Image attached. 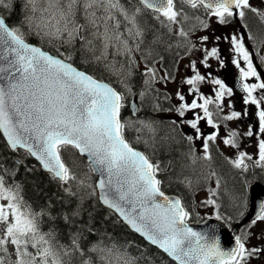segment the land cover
Instances as JSON below:
<instances>
[{
	"label": "snow or ice",
	"instance_id": "1",
	"mask_svg": "<svg viewBox=\"0 0 264 264\" xmlns=\"http://www.w3.org/2000/svg\"><path fill=\"white\" fill-rule=\"evenodd\" d=\"M12 4L13 0H0V9L10 10ZM185 6L194 12L203 10L206 16L216 17L221 25L230 24L236 18L244 21L249 12L264 21V11L253 7L250 0H136L131 7H126L121 0H23L21 15L14 24L8 23L10 16L0 12V133L5 146L10 152L23 150L27 156L34 157L51 180L56 181L68 196H77L79 201L70 212L61 214L69 228L71 243L60 244L56 241L55 229L43 232L40 228L41 217L56 218L47 210L34 212L20 195V185H6L4 175H0V201H7L0 203V225L6 226L4 236L0 238V264H37V261L39 264H71L70 259L65 261L64 257L76 253L84 256L81 241L88 234H96L97 229L93 227L91 211L86 223L79 222V218L87 211L83 207L84 200L93 196L109 209V215L117 217L114 224L127 225L146 241V245L134 240H125L122 244L97 242L88 248V252L95 254V259L89 256L82 264H163L164 255L175 264H248L249 259H259L264 254V246L246 247L250 232L236 235L234 246L225 250L218 237L189 227L190 212L181 199L161 190L163 181L158 175L166 169L125 138L126 129H134L137 133L147 131L152 134L151 144L142 135L136 136V142L143 141L155 150L154 125L157 121L122 120L121 109L124 107H128L133 116L150 107L153 112L175 111L181 118L188 111L200 109L202 115L196 113L194 119L181 122L195 130L196 139L203 138L204 155L200 159L210 160L209 142H215L219 135L217 120L233 121L242 116L234 110L220 115L225 96L231 97L234 90L211 72L201 74L196 60L187 66L192 75L185 77L181 84L190 86L189 94H197V98L187 103L182 91L177 90L178 105L167 109L161 106V93L153 86L161 82L166 85L175 77L168 68L157 67L158 63L163 64L164 57L159 56L157 60L151 46L147 55L144 54L142 45L150 29L139 17L145 13H150V19L158 21L168 33L176 26V34L184 38L179 46L185 48L186 55L194 49L200 51L199 64L205 69L211 67L210 58H214L221 69L226 67L218 46L204 47L209 36L198 37L199 49L188 39L196 28L193 25L185 29L184 25L190 19H195L202 29L209 25L199 15L189 16ZM243 27L247 30L248 26L244 24ZM30 38H35L37 44L31 43ZM223 39L230 47L229 62L238 70L235 83L245 93L243 104L254 105L257 109L258 132L249 125L244 135L258 137V159L254 166L264 168V80L257 70L258 65L253 62L255 55L259 66H264V55L259 54L264 40L257 41L249 31L250 51L244 35L239 32ZM220 40V36L214 37V41ZM158 42L160 37L155 35L151 44ZM136 53H140V60L144 61L139 73L144 87L138 92L133 91L131 82L134 70L140 67ZM77 60L83 67L76 65ZM251 78L256 82H245ZM206 81L213 85L214 97L200 93L199 84ZM257 92L259 94L254 95ZM163 99L172 97L163 94ZM213 104L216 120L208 107ZM247 114L246 107L243 115ZM201 120H206L215 131L204 136L198 127ZM171 124L176 126L177 122L173 120ZM239 135L237 131L229 130L223 143L238 148ZM187 140L191 142L193 135H188ZM65 152L69 153L73 166L76 153L86 155L90 171L99 174L94 186L77 178L73 168L65 162L62 155ZM246 159L251 161L253 157L239 152L230 163L247 171ZM22 163L16 161L17 166ZM0 170L15 174L2 163ZM216 185L218 188L219 179ZM80 188L90 191L78 196ZM210 195L215 196V190H210ZM202 203L219 207L212 198ZM233 206L242 217L243 203ZM216 219L232 217L226 218L217 212ZM258 221H264V201L247 228L251 229ZM257 239H264V236ZM9 243L17 256L14 262L7 255ZM30 248L35 249V253Z\"/></svg>",
	"mask_w": 264,
	"mask_h": 264
},
{
	"label": "trees",
	"instance_id": "2",
	"mask_svg": "<svg viewBox=\"0 0 264 264\" xmlns=\"http://www.w3.org/2000/svg\"><path fill=\"white\" fill-rule=\"evenodd\" d=\"M121 2L124 3L126 7H131L132 4H135L136 0H131V4L129 3V0H121ZM22 5L23 0H13L12 8L10 10L0 9V12L6 17L10 16L8 23L14 24L18 21V17L21 15ZM150 16V13H145L143 16L139 17L141 23H146L150 29L146 33L144 38L145 43L142 45L144 54L147 55L148 47L151 46L153 50L152 55L154 57L157 55L164 56V62L168 65L177 55L176 49L178 43L172 35L170 36L167 33L166 28H162L159 22L150 19ZM155 35H159L160 42L151 44ZM30 42L37 44L35 38H30ZM169 45H171V47H169ZM46 49L52 51L51 48ZM149 59H151V57ZM76 65L81 66L79 65L78 60ZM85 70L88 69L85 68ZM131 82L133 88L137 90L144 87L141 84L137 69L134 70ZM160 102L162 103V98H160ZM142 111H144L143 116L147 117L149 120L157 121L156 127H158V131L155 132V134L158 133V136L156 139L155 150L153 151L156 154V157L159 158L158 161L160 162L161 167L168 171L166 173L164 172L162 177L165 181L162 180L163 188L167 192L181 195L186 202L191 203V201H193V195L189 186L185 183V180L190 175L193 179L197 178L195 172H193L194 166L197 165L190 162V149L188 148V145L185 146L184 139H181V135L176 129L173 130V126L164 120H157L150 107ZM122 114L124 118L131 117V112L128 107L123 108ZM130 132L133 133L132 131ZM62 155L68 166L73 168L78 179L84 180L86 184L95 185L96 177L90 171L88 163L83 156L76 153L74 157L75 166H73L71 159L68 158L69 153L65 152L62 153ZM18 160L23 162L22 165H16V161ZM0 163H2L5 168L15 171V174L13 175L11 174V171L5 174L0 170V175H4L6 185L19 184L21 188L20 195L23 197L24 201L31 206L34 212L47 210L56 218L53 220L47 215L41 217V231L47 232L49 229H55L56 241L60 244L69 245L71 243L69 228L61 218V214L63 212H70L74 209L79 202L78 197L68 196L56 181L50 179L49 175L41 168L40 164L33 157L27 156L23 150H20L19 152L8 151L1 133ZM26 168L33 169V171H27ZM223 172L225 173H223L224 179L222 182H225L227 187H225V193H222L225 207H223L220 214L224 217H232V220H238L241 216L238 215L233 205L234 203H243V205H245L244 201L246 193H242L241 190L244 189L243 184L245 178L249 180L252 175L240 173L239 171L226 172L224 170ZM73 191H76L75 186H73ZM88 191H90V189L80 188L78 196L86 195ZM83 207L87 209V211H85L82 217L79 218V222L86 223L88 221V212L91 211L93 213V227L97 229V233L88 234L87 238L81 241V247L85 251L84 256L76 253L71 257H64L65 261L70 259L71 264H82L83 260L87 259L89 256H92L93 259H95V254L88 252V248L101 241L104 244H111L113 241L122 244L125 240H134L137 244L146 245V241H144L138 234L132 232L127 225L122 223L114 224L117 217L115 215H109V209L100 204L94 196L86 198L83 202ZM244 208L245 207L243 206L240 211L243 212ZM153 251H155V249H153ZM163 264H175V262L171 261L169 257L164 255Z\"/></svg>",
	"mask_w": 264,
	"mask_h": 264
},
{
	"label": "rangeland",
	"instance_id": "3",
	"mask_svg": "<svg viewBox=\"0 0 264 264\" xmlns=\"http://www.w3.org/2000/svg\"><path fill=\"white\" fill-rule=\"evenodd\" d=\"M250 3L253 5V7L258 8L260 11H264V0H250ZM206 22L208 23V28L207 29H202V28H198L195 32L189 34L188 39L192 41L193 44L196 45V48L199 49L201 47V44L198 40V37L200 36H209V40L206 42V44L204 45V47L207 48H211L213 46H218V48L220 49L221 52V58L225 60V62L228 60L227 57V51L230 50L228 41L225 39H223V37L228 36L230 37L233 33H237V31L235 30V26L233 24L231 25H219L217 24V18L212 16V17H208L205 19ZM176 31H178V28L175 26ZM215 36H220L221 40L220 41H214V37ZM260 53L261 55H264V45H261L260 48ZM117 59H120L119 57H117ZM202 59V54L200 51L194 49L192 52L188 53L187 56L185 58H183L178 65L176 66L174 73H172V75L175 77L174 81H169L166 85L164 83H156L154 85V87L156 89L162 90V91H166L167 94H170L172 99L168 100L169 104H171V106L173 105H178L179 101L175 98V93L177 90H181L182 93L185 95V100L187 101V98L191 99V96H194V94H189V86L188 85H182L181 81L187 77V76H191L192 73L189 70V68L187 67L190 63V61L192 60H196L197 61V66L201 72V74H206L208 72H211L213 76L217 77V78H222V76L225 73L224 69H221L219 67L218 62L214 59V58H210L209 63L211 64L210 68L205 69L203 66H201L199 64V60ZM140 65V69L141 71L143 70V64L139 63ZM158 68H161V66L159 64H157ZM253 82H256L253 79ZM208 83L207 81L205 82L204 88H202V90L205 93H209V88H208ZM184 88V89H183ZM259 92L255 93V95H258ZM194 98H196V96H194ZM227 105H224V112L222 113L223 115H226V112L229 111H238L241 112L243 111V107L241 105L238 104V102L236 101L235 97H227ZM223 103V102H222ZM229 104L231 105V107H229ZM140 113V112H139ZM141 113H144V111H141ZM162 117H166V116H171L174 117L175 114H177L175 111H163L162 112ZM137 119L143 120V118L141 117V115L136 116ZM180 121H182V118L179 117ZM223 121V120H222ZM200 123V122H199ZM223 125H227V127H225V132L229 131V130H235L237 131L240 135H239V147L238 148H234L231 146H227L223 143V138L222 135H220L217 138V142L219 143V145L223 148L222 151L225 153L223 158L230 163L231 160L236 159V157L238 156L239 152H247L250 153V150L253 149V151L251 152L252 156H257V142H258V137L256 135L252 136V137H247L244 135L245 132H247L249 125H251L243 116H241L240 119L237 120H233V121H224ZM154 127L156 128V132L158 131V127H156V125H154ZM200 128V127H199ZM189 134V132H187ZM158 134V133H157ZM157 134H155V140L157 139ZM145 135V137H144ZM144 139L149 140V143L151 144V135L150 133H148L147 131L144 132ZM189 135H193V133L189 134ZM193 138H195V135H193ZM199 139L195 140V148H194V153L196 155H198L199 157H202L204 155V151L201 150V148H203V143L200 144L199 147ZM152 151L153 149L151 147H149ZM231 164V163H230ZM208 169V167L206 168ZM206 181H204L203 186H205L208 189H211L212 187L215 188L216 185V181L217 179L214 176H211L209 174L206 173L205 176ZM205 187H200V188H205ZM205 194H200L197 196V200L199 201L200 199H203L204 201L209 199L207 198L206 192H202ZM0 203H7V201H0ZM198 213L199 214H212L213 209L211 208L210 205L205 206L204 208H199L198 209ZM5 227L4 225H0V238H2L4 236L5 233ZM249 232L251 233V235L249 236V246H246L248 248H252V247H257V246H264V239H257L258 236H264V221H258L257 224L255 226H253L251 229H249ZM8 248V254L11 256L10 259H12V261L14 262L17 259L14 247L9 243L7 245ZM30 251H32L33 253H35V249L30 248ZM37 264H39V261H37ZM248 264H264V254L260 255L259 259H255L252 258L249 260Z\"/></svg>",
	"mask_w": 264,
	"mask_h": 264
},
{
	"label": "flooded vegetation",
	"instance_id": "4",
	"mask_svg": "<svg viewBox=\"0 0 264 264\" xmlns=\"http://www.w3.org/2000/svg\"><path fill=\"white\" fill-rule=\"evenodd\" d=\"M259 28H260V25L258 24V23H256V22H252V25H251V30H249L248 28H247V30H248V32L250 31L251 33H257V32H255V31H257V30H259ZM252 30H255V31H252ZM248 41H249V39H248V36L245 38V44H247L248 43ZM225 42H226V40H225ZM227 53V57H228V60L225 62L226 63V67L225 68H223L224 70H225V73H224V75L222 76V78L221 79H223L224 81H225V83L229 86V87H232L233 88V90H234V94L232 95V97H235L236 98V101L238 102V104L239 105H241L242 107H243V111H242V115H243V113H244V109L247 107V116H244L243 115V117H246V119L250 122L251 120H252V118H253V114L252 113H250V110H248V106H245L244 104H243V96L245 95V93L244 92H238V91H236L235 90V82H236V78L238 77V70L235 68V66H233L229 61H230V56H231V52H230V50L229 51H227L226 52ZM260 54V53H259ZM261 55V54H260ZM164 68H166V66L164 65L163 66ZM171 68H168V70L171 72V73H174V70H175V67H172V66H170ZM253 79L254 78H251L250 80H248V81H245V82H249V83H251V82H253ZM203 83H205V82H203ZM203 83H201V84H199V89L201 88V86L203 85ZM190 87V86H189ZM208 88H209V90L211 91L210 92V96H213L214 97V92H213V85H211V84H208ZM184 89V88H183ZM194 96H196V98H197V94L195 95L194 94ZM194 96H191V99L190 98H187V103H191V101H192V99H194ZM227 97L228 96H225V98H224V100H223V111L221 112V113H223L224 112V105L226 106L227 105V102H226V100H227ZM165 101H168V100H165ZM169 102V101H168ZM198 103H202V101H200V100H198ZM209 107V109L210 110H212L213 111V109H215V105L213 104V105H209L208 106ZM251 108H252V106H250ZM254 108H255V112H257V109H256V107L254 106ZM196 113H199V114H203L202 113V111L200 110V109H195V110H191V111H188V112H186V114H185V116L182 118V120H190V119H194V117H195V114ZM213 115H214V112H213ZM175 120L176 121H178V118H179V116L177 115V114H175ZM178 122H181V121H178ZM182 123V122H181ZM218 123V122H217ZM251 123V122H250ZM183 125H182V127H183V130L185 131V132H189V134L191 133H193V135H194V133H195V130L194 129H192L189 125H186V124H184V123H182ZM256 124H257V129L256 130H258V117H257V121H256ZM171 126H172V124H171ZM173 127H175V129L177 130V132L178 133H180V135H181V139H184V143H185V141H186V139H187V137L186 136H184L183 134H182V132H181V128H180V123L178 124L177 123V125L176 126H173ZM198 127H200V130H201V133H203L204 134V136H206V135H208V134H210V133H212L213 131H215V129H213V128H211L210 126H208L207 125V123H206V120H201L200 121V123L198 124ZM201 143H203V138H201V139H199V142H198V144L200 145ZM215 146L213 147V146H209V150H208V153L210 154V156H211V159H216L217 161H219V158H221L222 156H223V154H222V151L220 150V148H219V146H218V144H214ZM201 150L202 151H204V149L203 148H201ZM259 167H255V170H254V172L256 173V171L261 175H263L264 176V172L261 170V168H259ZM263 170H264V168H262ZM263 179V178H262ZM245 184V183H244ZM243 184V185H244ZM242 191V193H248V191H247V188H246V186L244 185V189L243 190H241ZM231 193H233V192H231Z\"/></svg>",
	"mask_w": 264,
	"mask_h": 264
},
{
	"label": "water",
	"instance_id": "5",
	"mask_svg": "<svg viewBox=\"0 0 264 264\" xmlns=\"http://www.w3.org/2000/svg\"><path fill=\"white\" fill-rule=\"evenodd\" d=\"M254 61L258 65L257 61L256 60ZM258 70L261 73L262 80H264V68L259 67ZM84 157L87 160L86 155ZM94 174H96L98 180L99 174L98 173H94ZM168 196L176 197L175 195H168ZM263 196H264V188L257 183L253 184L250 193L251 204L248 208L247 213L244 216L245 221L253 219L256 216V214L259 212V205L261 201H263ZM187 224L194 231L207 233L209 236L218 237L221 248L225 250L234 246L235 234L224 220H217L215 217H209L201 222L192 221V222H187Z\"/></svg>",
	"mask_w": 264,
	"mask_h": 264
}]
</instances>
